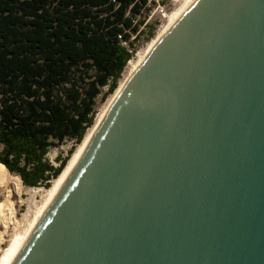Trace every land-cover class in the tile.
<instances>
[{
	"label": "water",
	"instance_id": "95a60500",
	"mask_svg": "<svg viewBox=\"0 0 264 264\" xmlns=\"http://www.w3.org/2000/svg\"><path fill=\"white\" fill-rule=\"evenodd\" d=\"M14 264H264V0H191Z\"/></svg>",
	"mask_w": 264,
	"mask_h": 264
},
{
	"label": "trees",
	"instance_id": "16d2710c",
	"mask_svg": "<svg viewBox=\"0 0 264 264\" xmlns=\"http://www.w3.org/2000/svg\"><path fill=\"white\" fill-rule=\"evenodd\" d=\"M150 1L0 0V165L26 186H52L94 125L98 97L116 92L153 38L156 25L142 29ZM67 141L55 167L47 156Z\"/></svg>",
	"mask_w": 264,
	"mask_h": 264
},
{
	"label": "bare ground",
	"instance_id": "6f19581e",
	"mask_svg": "<svg viewBox=\"0 0 264 264\" xmlns=\"http://www.w3.org/2000/svg\"><path fill=\"white\" fill-rule=\"evenodd\" d=\"M190 2L191 0H181L179 7H176L175 11L169 15L166 24H164V26L157 32L152 41H150L146 45V47L139 50L135 58L129 61L118 89L116 90V92H114L113 95H111L108 101L99 110L94 125L87 131L83 141L79 144V146L73 153L61 175L53 181V184L49 189H46L44 201L41 205H39L38 208H36L37 210L34 213L33 219L29 221L27 229H25V231L23 230L22 233H20L18 223L15 220V209L13 203H11V194L10 192H8L5 202L0 205V227L3 226L5 228L4 233L6 235L9 234L11 225H14V227L18 229V231H16V234L11 237L12 240L9 244V247L0 256V264L15 263L21 251L27 245L29 239L43 219L44 215L55 201L56 197L60 193L63 186L66 184L67 180L70 178L72 172L83 157L86 149L90 145L94 136L97 134V131L107 118L110 111L113 109L114 105L120 98L125 88L131 82L144 62L153 53V51L161 43V41L165 38L169 31L173 28ZM11 179L12 178L10 176L9 170L5 166L0 165V184L6 185L10 182ZM17 179L18 180H15L18 181V186H20L22 181L19 178ZM3 240L4 234L0 233V251L2 250L1 245L3 243Z\"/></svg>",
	"mask_w": 264,
	"mask_h": 264
},
{
	"label": "rangeland",
	"instance_id": "374dc122",
	"mask_svg": "<svg viewBox=\"0 0 264 264\" xmlns=\"http://www.w3.org/2000/svg\"><path fill=\"white\" fill-rule=\"evenodd\" d=\"M179 1L181 2V0L170 1V4L168 5L169 14L173 13L176 7H179V4H180ZM167 20L168 19L160 20V23H158V26L156 27V31H155L153 38L155 37L157 32L164 26V24H166ZM152 39L141 42V44L138 46L135 56L137 55L138 51L146 47V45L150 41H152ZM104 91H107V87L104 88ZM110 97H108L107 100L104 102H102V95L98 97V107H97L98 112L101 109V107L108 101ZM73 146L74 144L72 141H67L61 146L54 147L49 152L47 159L55 167H58L60 165V162L58 161V157L59 156H61L62 158L67 157L69 155V151L72 149ZM10 176L12 179L10 180L9 183H7L6 185L0 184V205H2L5 202L6 197H7L6 195H8V192H10L11 203H13L14 205L15 214H16L15 220L18 223L20 233H22L23 230L25 231V229H27L29 225V221L33 219L34 213L37 210L36 208H38L39 205H41L42 202L44 201V195H46V188L45 187H35V188L28 187L23 183L22 179L18 175L10 173ZM17 178L21 179L22 181L20 186H18V181H16L18 180ZM16 231H18V229H16L14 225H11L10 232L9 234L6 235L4 233L5 228L3 226L0 227V233L4 234V240L1 245L2 250L0 251V256L9 247V244L12 240L11 237L16 234Z\"/></svg>",
	"mask_w": 264,
	"mask_h": 264
},
{
	"label": "built area",
	"instance_id": "2783aa9c",
	"mask_svg": "<svg viewBox=\"0 0 264 264\" xmlns=\"http://www.w3.org/2000/svg\"><path fill=\"white\" fill-rule=\"evenodd\" d=\"M165 1L166 0H151L149 2V5H148L149 10L144 12L146 21L142 29H147L148 26L153 25V24L156 25L157 27L161 19H168L170 15L168 13L169 12L168 5L170 4V1L172 0H168L166 2ZM124 44L128 46L127 42H124Z\"/></svg>",
	"mask_w": 264,
	"mask_h": 264
}]
</instances>
